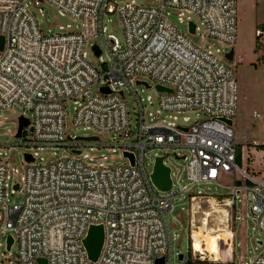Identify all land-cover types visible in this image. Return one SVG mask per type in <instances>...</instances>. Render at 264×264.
<instances>
[{
  "label": "built area",
  "instance_id": "2783aa9c",
  "mask_svg": "<svg viewBox=\"0 0 264 264\" xmlns=\"http://www.w3.org/2000/svg\"><path fill=\"white\" fill-rule=\"evenodd\" d=\"M144 1L0 0V35L5 38L0 50V134L7 128L21 139L0 140V264H40L39 259L47 264H157L161 258L164 264H175L180 254L174 253L176 236L168 214L178 196L202 183L230 190V196L220 195L213 202L230 218L231 228L241 196L250 204L251 219L262 235L257 242L261 250L250 264H264V172L256 175L244 160L238 161L235 129L223 120L233 119L237 112V82L226 54L238 38V0H156L155 5ZM32 4L49 21H53V6L78 24L44 32ZM115 13L124 38L121 42L112 34V45H108L106 17ZM199 33L195 41L192 36ZM256 34L260 46L264 45L260 41L264 25L256 28ZM88 47L99 66L89 60ZM139 85L154 87L157 99L150 95L144 99L136 90ZM128 93L134 98L132 111ZM69 104L75 126L113 133V140L67 133ZM14 106L22 113L16 122H6L1 111ZM187 111L195 112L197 118L181 120L179 115ZM22 116L29 123L19 136ZM92 136L98 138H85ZM6 145L26 149L21 182H12L18 168L11 167L9 156L3 157L1 149ZM64 146L68 154L49 160L42 155L48 148ZM169 146L176 158L186 161L192 182L181 194L174 189L171 166L169 190H160L151 177L160 156L152 151ZM100 147L120 150L123 162L106 163L107 154L102 153L99 161V156L86 152ZM180 148L185 152L178 153ZM224 173L235 175L231 184L221 183ZM18 191L23 201L12 203L10 197ZM192 196L191 201L213 198L202 193ZM204 220L200 227L191 222L188 264H205L207 258L218 262L194 248V231ZM94 225L105 228L96 262L89 259L84 246ZM9 237L14 240L10 250ZM219 243L233 264V248L227 250L224 241ZM15 246L16 260H11ZM179 262L184 264L185 255Z\"/></svg>",
  "mask_w": 264,
  "mask_h": 264
},
{
  "label": "rangeland",
  "instance_id": "374dc122",
  "mask_svg": "<svg viewBox=\"0 0 264 264\" xmlns=\"http://www.w3.org/2000/svg\"><path fill=\"white\" fill-rule=\"evenodd\" d=\"M155 2L156 0L144 1V3L148 5H155ZM31 10L36 13L37 19L44 32H56L61 25L71 24L75 27L78 24L72 17L61 15L58 9L53 6L50 7V15L53 21H49L48 17L42 14L36 5L32 4ZM172 19L183 31H186V26L180 23L176 16H172ZM105 25L107 26L105 37L108 41V45H112L109 41L110 35L112 34L115 35L119 41H123L124 31L117 13L108 15ZM260 25H264V0H238V38L235 44L236 56L234 61H230L234 69L238 90L237 112L233 118V128L236 132L238 146H242V161H245V165L251 172L262 176L264 172V146L259 147L258 144H264V45L257 49V41H259V39L256 34V28ZM199 37L200 33L192 36L195 41H198ZM260 41H264V39H260ZM208 42L215 43L216 46H221V44L215 40H208ZM87 50L89 60L96 66H99L98 57H96L89 47ZM103 58L107 61L108 56L106 53H104ZM136 90L144 99L149 95L152 96L154 100L158 97V92L154 87L146 89L144 86L139 85L136 87ZM127 99L132 111L134 108V98L128 93ZM68 109L69 113L66 118L67 133L78 136L99 135L101 139L106 142H111L113 140V133H99L95 130L75 126L73 123V105L69 104ZM20 113H22V109L19 106H14L1 111V118L5 119L4 117H6V122H16V118ZM179 116L181 120L183 116H190L193 121L197 118L195 112L191 111L181 113ZM0 140L2 142H13L20 141L21 139L14 138L12 134L7 131V128H5L1 130ZM1 150L4 158L9 156L11 167L18 168V173L12 174V182H21L25 168L23 154L26 152V149L22 145H6ZM174 151L175 150L170 146L158 147L152 151V154L165 155L166 153H171L165 158V161L166 164L172 167L174 172V189L181 194L182 191L188 189L192 185V182L187 178L186 161L182 158H176L173 154ZM177 151L180 154L185 152L182 148ZM86 152L91 155L99 156V161L103 160L100 157L102 153L107 154L109 158L105 161L106 163L123 162L120 150L112 151V149L100 147L96 151L87 148ZM68 153V147L64 146L59 148H48L42 155L49 160ZM234 179L235 175L224 173L220 181L223 185H228L231 184ZM189 191L191 194H189ZM189 191L176 198L174 209L168 214V219L172 224L173 232L176 236L174 253L185 255L184 264H188L187 261L191 259V222L194 220L197 227H200L202 220L205 218V213L211 212L212 214L209 217V229L217 228L219 231L225 230L227 232H229L228 229H230L235 233L232 246L234 252L233 264H250L253 257L261 250L257 242L262 239V235L257 229L255 220L251 219L250 204L246 203L241 196V200L237 203L238 213L236 214V223L231 228V225L227 223V219L229 220L230 218L227 217L226 219V215L220 210L222 207L215 206L219 212H213L214 209H212V203L215 204L213 201H218V196H230V190L228 188H223L213 183H202L197 186L193 185ZM199 193L212 195L213 198H196L191 201L193 197L192 194L198 195ZM159 194L163 195L162 191H159ZM10 199L12 203H21L23 201V195L18 191V193L11 195ZM198 207H200L199 211L197 209ZM196 211H198V213H195ZM242 219L244 220L242 221ZM196 233H198V230H195L194 234ZM17 251L18 248L15 246L12 250L11 260H16ZM228 260L229 257L224 249L222 250V260L217 263H210L207 258L205 264H231L228 263ZM179 263L178 257H176L175 264Z\"/></svg>",
  "mask_w": 264,
  "mask_h": 264
},
{
  "label": "water",
  "instance_id": "95a60500",
  "mask_svg": "<svg viewBox=\"0 0 264 264\" xmlns=\"http://www.w3.org/2000/svg\"><path fill=\"white\" fill-rule=\"evenodd\" d=\"M48 10V9H47ZM191 32H195V24L191 22ZM4 43H5V38L4 36L0 35V50L4 48ZM94 50L96 54H100L101 50L98 47V45L94 46ZM226 57L229 61H234L235 60V48H231L229 52H227ZM138 83H143L146 86L150 87V85L147 82L143 81H138ZM159 90H167L165 87L162 86H157ZM105 91L108 92L107 88H104ZM225 122H227L229 125H233L234 121L231 118H224L223 119ZM29 120L25 117L20 118V127H19V133L18 135L20 136L22 133L23 128L28 125ZM82 138V137H81ZM88 139H97V136H92V137H85ZM126 155H130L132 157L133 161V155L130 153H125ZM27 158L29 160H32V157L30 154H26ZM169 156V153H166L165 155H160L156 157V161L154 164V169L153 173L151 174L152 180L154 184L160 189V190H169L172 187V178H171V167L167 164L164 163L165 158ZM178 159L182 157H177ZM16 188H18V185H16ZM104 240H105V228L103 225H94L91 226L86 238L84 239V246L86 248V251L88 253V257L92 262H96L101 254V251L103 249L104 245ZM14 240L12 237H9L8 239V250L11 249V246L13 244ZM261 244V242H259ZM179 261L184 260V255L180 254L179 255ZM40 264H47L44 259H39ZM157 264H164V258H161L157 261Z\"/></svg>",
  "mask_w": 264,
  "mask_h": 264
},
{
  "label": "bare ground",
  "instance_id": "6f19581e",
  "mask_svg": "<svg viewBox=\"0 0 264 264\" xmlns=\"http://www.w3.org/2000/svg\"><path fill=\"white\" fill-rule=\"evenodd\" d=\"M223 202L226 203V201H223ZM213 205H214L212 208L214 209L213 212H219L218 209L215 208V206L217 205L215 204ZM197 209L199 211L200 207H198ZM198 211H196L195 213H198ZM211 214H212L211 212L206 213L204 225H202L200 229H197L198 233L194 234L193 244H194V248L196 252H201V255H211L215 261H219V260H222V250H221L219 242L224 241L225 248L227 250H232L234 236L230 229H228L229 232L219 231L217 228L209 229L208 228L209 227V217L211 216Z\"/></svg>",
  "mask_w": 264,
  "mask_h": 264
},
{
  "label": "trees",
  "instance_id": "16d2710c",
  "mask_svg": "<svg viewBox=\"0 0 264 264\" xmlns=\"http://www.w3.org/2000/svg\"><path fill=\"white\" fill-rule=\"evenodd\" d=\"M260 47L259 42L257 41V49ZM259 147L264 146V144H258ZM241 159H242V146L239 145L238 146V161L241 163ZM225 231V230H224Z\"/></svg>",
  "mask_w": 264,
  "mask_h": 264
},
{
  "label": "crops",
  "instance_id": "0c3cea01",
  "mask_svg": "<svg viewBox=\"0 0 264 264\" xmlns=\"http://www.w3.org/2000/svg\"><path fill=\"white\" fill-rule=\"evenodd\" d=\"M235 56H236V53H235Z\"/></svg>",
  "mask_w": 264,
  "mask_h": 264
}]
</instances>
